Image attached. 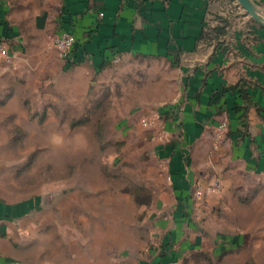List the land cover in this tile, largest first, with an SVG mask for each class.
<instances>
[{"label":"rangeland","instance_id":"obj_1","mask_svg":"<svg viewBox=\"0 0 264 264\" xmlns=\"http://www.w3.org/2000/svg\"><path fill=\"white\" fill-rule=\"evenodd\" d=\"M10 1L14 10L20 2L33 7L22 16L26 57L16 60L9 53L4 59L8 75L0 93V204H35L21 219L26 235L16 243L12 239L13 249L23 245L25 251L19 264H264V206L256 207L264 182L246 176L245 204L233 208L226 204L222 170L213 165L196 172L192 214L167 239V245L174 244L163 250V238L174 233L176 224L162 209L157 217L170 221L154 220L156 190H167L169 180L162 162L149 151L152 144L166 145L169 139L166 133L162 140L155 138L156 130L143 120L158 113L164 101L143 111L144 96L136 93L143 89L142 81L133 86L114 70L98 75L65 71L53 45V0ZM46 6L45 28L30 29L36 12L41 15ZM218 129L210 152L221 151L225 169V128ZM259 214L262 220L257 221ZM19 224H12L13 233ZM195 234L208 245L171 254L179 250L180 239ZM235 234H244L242 246L221 250V236ZM162 254L166 263L159 260ZM168 257L174 262H167Z\"/></svg>","mask_w":264,"mask_h":264},{"label":"crops","instance_id":"obj_2","mask_svg":"<svg viewBox=\"0 0 264 264\" xmlns=\"http://www.w3.org/2000/svg\"><path fill=\"white\" fill-rule=\"evenodd\" d=\"M250 1L264 18V0ZM52 2L55 36L69 32L76 39L73 52L81 62L69 69L92 75L114 70L121 80H132L133 86L142 81L143 89L136 91L144 96L140 110L164 101L158 114L169 140L166 145L152 144L149 151L154 160L162 162L169 180L167 190H156L154 220L170 221L157 217L162 209L166 216L172 214L171 222L176 224L174 233L165 234L163 250L174 244L166 246L167 239L189 221L192 185L200 167L213 165L222 170L226 204L242 207L248 192L246 176L264 182V26L236 0ZM52 2L48 0V4ZM20 5L14 10L10 0H0V40L16 60L26 57L27 26L22 16L33 8L27 3ZM42 10L41 15L36 12L30 29L45 28L50 12L47 6ZM7 63L0 58V93L8 75ZM16 75H22V69ZM220 125H225L221 132L225 169L221 151L210 152L209 146ZM204 146L206 150H200ZM18 205L21 215L0 219V264H19L25 253L23 245L20 250L13 249L12 239L15 242L26 235L21 219L35 204L14 206ZM259 206H264L263 195L256 203ZM255 219L262 220V215ZM17 222L19 229L13 233L12 224ZM189 227L195 228L192 223ZM243 235L221 236V250L242 246ZM179 241L173 256L205 244L198 234Z\"/></svg>","mask_w":264,"mask_h":264},{"label":"built area","instance_id":"obj_3","mask_svg":"<svg viewBox=\"0 0 264 264\" xmlns=\"http://www.w3.org/2000/svg\"><path fill=\"white\" fill-rule=\"evenodd\" d=\"M76 44L75 37L69 32H62L56 35L53 39V45L56 49L61 60L64 61V65L69 61H72L73 49ZM10 54L6 48V44L3 40H0V58L8 59ZM159 112V111H158ZM160 117L158 113H153L152 116L143 120L145 126H149V128L154 131L155 138L162 140L165 138V131L163 126H160L159 123ZM225 125H220L219 128H224ZM215 187H219L216 185Z\"/></svg>","mask_w":264,"mask_h":264},{"label":"trees","instance_id":"obj_4","mask_svg":"<svg viewBox=\"0 0 264 264\" xmlns=\"http://www.w3.org/2000/svg\"><path fill=\"white\" fill-rule=\"evenodd\" d=\"M80 62H81V59L78 58L75 55V53L73 52L72 61H69L68 63H66L64 65V69L67 70V69L71 68V66L79 64ZM20 208H21V205H18V206H5V205L0 204V219H10L11 220V219L16 218L18 215H21L20 210H19ZM166 245H167V242H166ZM165 257H167V256L162 254V255H160V259L159 260L160 261L162 260V261L165 262L166 261ZM168 258H170V259H168L167 262H169V261L170 262H174V259L171 260V257H168ZM160 261H158V262H160Z\"/></svg>","mask_w":264,"mask_h":264},{"label":"water","instance_id":"obj_5","mask_svg":"<svg viewBox=\"0 0 264 264\" xmlns=\"http://www.w3.org/2000/svg\"><path fill=\"white\" fill-rule=\"evenodd\" d=\"M240 6L258 23L264 26V18L258 13L257 8L250 0H236Z\"/></svg>","mask_w":264,"mask_h":264}]
</instances>
